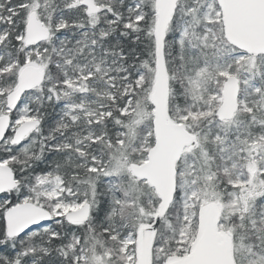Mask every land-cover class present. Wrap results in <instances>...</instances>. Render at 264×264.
Here are the masks:
<instances>
[{"label": "snow or ice", "instance_id": "snow-or-ice-1", "mask_svg": "<svg viewBox=\"0 0 264 264\" xmlns=\"http://www.w3.org/2000/svg\"><path fill=\"white\" fill-rule=\"evenodd\" d=\"M34 7L33 0H0V70L10 65L23 68L29 58V53L33 51L31 45L26 44L25 29L29 9ZM71 8V5H69ZM179 10V5L177 6ZM196 12L195 2L188 5L185 12ZM128 15L114 14L111 21L120 23V35L127 40L131 37L132 52L141 45V35L148 41L143 45L148 49L144 57L134 55L133 60L139 65L132 64L135 74L127 71L129 55L123 47L111 50L113 55L118 52L119 57L116 63L125 62V78L135 87L141 80H144L145 95L143 103L139 100L133 103L132 97L125 99V104L120 106L116 119L113 121L116 132L109 133V144L115 147V152L107 160L97 153H90V159L85 162L84 153L78 157L83 170L88 174L82 180L74 182L72 187L64 183L57 171L56 178L61 182L62 195L53 200L49 207H45L42 201L48 196L44 192L42 196H35L34 193L40 187L50 183L53 176L51 169L33 171L29 176L22 177L24 183L16 189L7 191V195L0 190V264H81L82 247L85 237L81 233L92 228L94 221H99L100 231L107 234L117 235L121 242L128 239H135L136 229L149 226L153 231L160 232L167 227V218L176 215L178 219H183L184 209L189 206L193 198L200 195L205 184L203 173L209 167L200 164L197 167L196 161L201 154L215 160L216 156L208 149V145L216 143V151L220 158L231 164L233 168L237 165L232 158L233 151L241 154V159L256 160L264 159V152L256 154L252 145L260 142L264 145V132L253 133V126L261 127L257 124V113L264 115V63H251L239 65L240 56L243 52H237L227 44L217 45L209 42L201 45L199 52L192 57L190 64H176L175 71L169 68L166 44L173 39V35L165 33L159 37L155 25V9L151 3L143 4L141 0H134L127 9ZM182 15V14H181ZM177 14H173V19L169 24V31L176 28L174 34L178 41L177 54L180 56L179 47L184 43V37L188 34L193 18L182 16L181 22L177 23ZM61 34H63L61 32ZM104 39H109L108 34H104ZM183 58V57H181ZM163 63L168 70L169 94L167 119L177 133L182 137V147L185 153L176 160L174 174L172 176V189L169 195L159 182V179L151 174L152 167L159 164V144L157 143V127L159 121L160 108L154 99H149L151 94V82L146 80V76H151L155 80L158 75V66ZM179 74V75H177ZM226 77H234L242 84V89L237 93V103L247 110L250 115L248 120L241 127L240 121L233 118L225 120L218 118L215 110L216 102L209 104L207 96L221 95L220 88L210 86L211 82L217 85L226 83ZM182 82L181 91L184 93V103H174L176 89L174 81ZM135 83H132V82ZM16 76L0 75V88H7L14 85ZM33 92L34 90H26ZM207 93V95H205ZM38 95V93H36ZM8 93L0 98L7 101ZM53 93L49 90L46 99L51 102ZM58 102V98H57ZM11 109L9 113V127L6 132L15 133L13 124L18 121L25 112L29 113L36 125L43 123L42 118L36 110L30 106H24L23 99L17 100L15 107L9 103L0 105V114ZM134 112L135 116L123 115L126 111ZM199 114L200 118H197ZM73 116L72 120L75 121ZM108 120H113V114H108ZM144 121V122H142ZM97 125L107 133V123ZM207 126V132L202 131ZM212 125H216V131H212ZM233 127L237 128L235 140L229 142L228 135ZM247 129L245 132L244 129ZM39 131L40 129L34 128ZM103 135V133H101ZM28 132L20 140H12L13 146L19 144V150L28 151L31 144L40 145L34 155L38 162L34 168H39L40 162L50 159L45 155V149L59 154L57 145L43 143L42 140L33 138L30 143H25ZM115 137V139H113ZM3 139L7 140L6 135ZM239 142V147L237 146ZM70 147V145L66 146ZM0 150L11 151L6 145L0 143ZM79 152V149L77 150ZM70 159V157H67ZM261 174L259 180H264V165H258ZM59 170L60 163L55 165ZM27 171V169H24ZM211 175V173H208ZM72 176H80V172H72ZM107 177L108 182L101 189V177ZM234 179L247 182V175L241 169ZM257 186L250 188L244 199L249 202L251 212L257 217L264 218V185L259 181L254 182ZM228 192L232 191L229 181L223 182ZM36 198L41 203L39 207L46 215L43 219H36L32 222H24L16 228L9 226L6 213L7 206L27 202ZM254 202V203H253ZM65 206H79L84 209L85 219L81 222L73 221L71 217L62 214L61 209ZM178 211L173 213L172 209ZM162 209L164 217H160L158 212ZM100 214H103L101 220ZM237 220L242 217H236ZM245 225L248 219L243 218ZM253 224L259 227L260 219H254ZM55 223L63 228L68 225L71 231L61 232L52 228ZM121 229H124L122 232ZM43 233V235H42ZM72 241L77 242L74 247ZM68 249H73V255H68ZM134 252V249H130ZM166 257H157L154 252L153 264H164ZM240 264H264V250L256 246H246L240 257Z\"/></svg>", "mask_w": 264, "mask_h": 264}, {"label": "trees", "instance_id": "trees-1", "mask_svg": "<svg viewBox=\"0 0 264 264\" xmlns=\"http://www.w3.org/2000/svg\"><path fill=\"white\" fill-rule=\"evenodd\" d=\"M94 1L99 6V12L96 15H88L76 0H33L34 7L29 9V12L35 11L38 19L48 29L49 36L45 42L39 44L37 58L33 52L30 53V60L44 68L42 69L43 81L40 86L32 89L34 93L24 91L19 98H22L24 104L30 106L31 109L36 110L43 120V123L37 127L40 130L31 133L25 139V143H30L33 138L42 140L43 143L57 145L59 154L45 149V155L49 156L50 159L40 162L39 168H34L33 166L38 163L34 153L40 145L32 143L28 151H18L21 145L13 146L9 144L7 146L11 151L0 150V161L7 160L8 167L14 174L16 182L13 189L24 183L22 177L29 176L33 171L44 169H51L54 173L53 176H56L55 173L58 171L62 181L72 187L74 182L82 180L83 176L88 174L83 170V165L80 164L78 157L81 153L85 154L84 160L87 162L92 152L97 153L98 156H104L106 160L115 152V147L108 142V134L117 130L113 121L116 119L115 114L119 112L120 106L125 104V99L132 97L134 98L133 103H136L137 100L143 103L145 95L144 80H141L139 84H135V87L131 86L125 78V62L121 60L117 64L115 61L119 57V53L117 52L114 56L111 51L120 47L124 48V51L129 55L127 71L133 75L135 74V69L131 65H139V62L133 60L132 57L134 55L144 57L148 51L143 46L148 41L141 35V45L129 52V49L133 48L130 42L131 37L125 40L120 35L119 21L116 23L111 22L115 18L114 14L118 13L127 16V9L134 0ZM193 2H195L196 12H185L188 5L193 4ZM141 3H151L155 9L154 0H141ZM69 5H71V8H69ZM178 5L179 10L177 8ZM208 6L211 8L210 12L212 14L218 12L217 5L210 0H179L177 2L174 12L177 14V23L181 22L182 16L184 18L191 16L193 22L189 27L188 34L183 38L184 43L180 44V56L177 54L178 41L174 36L177 30L173 28L169 31L168 25L166 33L173 35V39L167 42L166 48L169 68L173 71H175L177 63L181 65L190 64L192 57L199 52L201 45L209 42H214L217 45L227 44L223 38L220 16L217 17L216 22H207L206 12ZM209 27L217 35L214 41H212L210 34L206 30ZM104 34H108L110 38L104 39ZM32 47L34 48V46ZM247 59H254V66L257 63H264V56L247 57ZM238 64L243 65L246 62L240 61ZM10 66V70H7L9 66L0 70V75L5 73L8 75L14 74L16 82L7 88H0V98L11 91L17 83L18 68L15 65ZM145 79L151 82L152 89L153 80L151 76H146ZM72 81H75L74 85L78 89L66 90L65 84ZM132 83L135 82L133 81ZM239 85L240 92L243 86L240 82ZM210 86L220 88V85L214 82H211ZM174 87L176 89L174 103L178 102L183 105L185 101L184 93L181 91L182 82L179 80L174 81ZM49 90L53 93L51 102L46 99V94ZM209 96L211 95L207 96V101ZM3 104H5L4 100L0 99V105ZM109 113L113 114L112 121L108 120ZM123 115L135 116L136 114L128 111ZM249 115L250 113L247 110L238 108L233 118L240 121L241 127H243ZM73 116L76 117L75 121L72 120ZM96 121H99L100 125L107 123V133L104 132L102 127L97 125ZM256 123L264 125V115L257 113ZM207 130L205 125L202 131L207 132ZM244 130L245 132L247 131L246 128ZM212 131H216V125H212ZM251 131L253 133L264 132V126H253ZM236 132L237 128L233 127L228 135L229 142L235 140ZM7 136L10 138L11 132ZM68 145L70 147H66ZM237 146L239 147V142H237ZM216 147V143L208 145V149L216 156L215 160H211L201 154L199 160L196 161L197 167L200 164H205L209 167L203 173L202 182L205 187L202 189L201 194L198 195V204L194 208L195 216L193 219L192 237L196 231L195 224L198 206L205 202L220 203L224 208L219 221L223 225V229L232 234L234 264H240V257L246 246H256L264 250V218L257 217L256 213L260 211L259 208L256 209V213L251 212L249 202L244 199L250 187L255 188L257 186L254 183L255 181H259L260 185H264V181L259 180V177H257L253 179L249 188L246 187L244 191H240L238 187L232 185L231 180L238 169H243L248 177L247 167L250 162H254L256 171L259 173L260 167L258 165H264V159H241V154L238 151H233L232 158L237 165L236 168H233L230 163L220 158ZM257 147L259 146L257 145ZM78 149L79 152L77 151ZM258 153L261 152L258 151ZM67 157H70V159ZM57 163H60L59 170L55 168ZM24 169H27V171H24ZM74 171L80 172L81 175L72 176L71 173ZM209 172L211 175L208 174ZM224 181L231 183V192H228L224 187ZM107 182L108 178L102 176V190ZM233 196L237 197L239 208L229 214L226 211V204ZM29 201L36 206L41 203L36 198ZM42 203L50 209L51 202L42 201ZM10 206L12 205H8L7 208ZM172 211L176 213L178 209L173 208ZM100 216L102 220L103 214H100ZM236 217H242V219L237 220ZM244 217L248 219L247 225L244 223ZM254 219L261 220L259 227L253 224L252 221ZM166 223L167 227L164 230L155 233L151 248V264H153L154 252L157 257H166L165 261L171 256L181 257L189 252L190 246L187 247L186 251H183L179 249L178 243L179 235L186 224L185 215L183 219H178L176 215H172L167 218ZM52 228L61 232L71 231L68 225L61 228L53 223ZM123 230L121 229L120 231L122 232ZM81 235L85 237L83 245L80 246L83 249L82 255L86 258V261H81V264H127L125 255L121 251V240L118 238V234H107L106 236L100 231L99 221H94L92 228L81 233ZM72 243L74 247L77 246L76 241H72ZM67 251L69 256L73 255V249H68ZM37 264H39V261ZM132 264H134V259Z\"/></svg>", "mask_w": 264, "mask_h": 264}, {"label": "water", "instance_id": "water-1", "mask_svg": "<svg viewBox=\"0 0 264 264\" xmlns=\"http://www.w3.org/2000/svg\"><path fill=\"white\" fill-rule=\"evenodd\" d=\"M179 0H154L155 25L159 37L166 33ZM219 10L222 24L223 37L227 44L245 53L248 56H264V0H211ZM80 5L88 15H96L99 6L94 0H80ZM25 43L38 46L46 41L48 30L38 19L35 11L28 14L25 29ZM226 83L221 88V103L216 112L217 117L231 120L238 110L237 93L239 81L234 77H227ZM43 81V71L33 65H25L17 73V84L8 93L5 103L13 107L20 95L29 89L36 88ZM168 74L167 69L161 63L158 66V75L153 80L152 91L149 99H154L160 108L157 127V143L159 144V164L152 167L151 174L159 179L161 187L169 193L172 189V176L175 163L180 159L184 147L182 137L177 133L171 122L167 119L168 107ZM11 109L6 111L9 112ZM38 125L34 120L25 121L15 128L12 140H20L25 132L28 135L35 131ZM9 127L7 114L0 115V143L4 141L6 129ZM12 144V143H11ZM13 145V144H12ZM18 145V144H17ZM15 177L7 165H0V190L7 193L15 186ZM222 206L209 202L198 207L197 227L190 251L183 257H169L164 264H234L232 257V235L228 231L219 228V216ZM162 209L158 212L164 216ZM46 213L32 203L25 202L11 206L7 209L6 217L11 228H16L24 222H32L43 219ZM65 216L73 221L81 222L85 219L84 209L78 208ZM156 231L149 226L140 227L137 231L135 264H151V248Z\"/></svg>", "mask_w": 264, "mask_h": 264}, {"label": "rangeland", "instance_id": "rangeland-1", "mask_svg": "<svg viewBox=\"0 0 264 264\" xmlns=\"http://www.w3.org/2000/svg\"><path fill=\"white\" fill-rule=\"evenodd\" d=\"M77 3L80 2V0H76ZM211 8L208 6V10L206 12V17H207V22H216L217 21V17L219 16V12H215V13H211L210 12ZM207 32L210 34V37L212 39V41H214L216 39V33L213 31V29L211 27L206 28ZM38 46H35L33 49L34 55H36L37 58V54H38ZM236 50V49H235ZM237 52H240L239 50H236ZM30 52V53H31ZM30 53H29V58L27 60V62L25 63V65H33V66H37L39 67L41 70L44 69L41 65L37 64L36 62H33L30 60ZM248 56L243 55L240 56L239 61H245L246 64L251 63L254 66V59H247ZM24 65V66H25ZM11 66L8 67L7 70H10ZM20 70V68H18V71ZM227 78V77H226ZM225 78V79H226ZM75 81L72 82H67L65 84V89H78V87L76 85H74ZM221 87L222 85H220V92H221ZM213 101L216 102L215 105V110H217L218 106L221 103V95L219 97L216 96H209L208 99V103L212 104ZM24 106H27L26 104H24ZM239 108L241 110H245L242 107L239 106ZM77 111L78 109L75 108ZM11 112V111H10ZM128 110L125 111V113H127ZM6 113L5 111L3 112V114ZM102 114V113H101ZM1 115V114H0ZM86 115V114H85ZM199 117V114H197V118ZM29 120H34L33 117L25 112V114L23 116H21V118L16 121L15 124L12 125V127L15 129L18 125L22 124L25 121H29ZM2 144H6L9 145L10 144V138L8 140H5ZM257 145L259 147H257ZM252 147H257V148H253V151L256 154H259L258 151L260 152H264V145H262L261 143L258 144V142H255ZM0 165H7V160H1L0 161ZM249 166L247 167V172H248V177H247V182H242L240 179H234V177L237 175V173L240 171V169H238V171L235 173V176L233 177V179L231 180V183L234 187H238L240 189V191H244V188L248 187L251 185L253 179L259 177V175L261 174V172L258 173V171H256V168L254 166V162H250L248 164ZM264 181V180H263ZM260 183V182H259ZM251 188V187H250ZM61 189V182L57 180L56 176H51L50 177V183L47 186H43L40 187L36 190V192L34 193L35 196H42L44 194V192H48V196L43 200L44 202L48 201V202H52L53 200H55L56 198H58L62 191L58 190ZM246 190V189H245ZM27 202H30L29 200ZM25 203V202H22ZM198 204V196L193 198V201L189 204L188 207L185 208L184 211V215H185V220H186V224L184 229H182L181 233H180V238H179V249L186 251L187 247L191 245L194 236L192 237V232H193V219L195 216L194 213V208L197 206ZM218 204V203H217ZM220 204V203H219ZM79 206H65L61 209V212L63 215L68 214L71 211H74L76 209H78ZM223 206L221 209V212L223 210ZM239 208V204L237 203V197L233 196L229 202L226 204V211L230 214L235 212L237 209ZM220 212V215H221ZM196 221H197V217H196ZM196 225L195 224V229H196ZM220 228L221 230L223 229V225L220 224ZM139 228H137L138 231ZM192 229V231H191ZM224 230V229H223ZM137 231H136V237L135 239H128L125 240L123 242L120 241V245H121V251L123 252V254L125 255V260L127 261V264H132V260L135 258V254H136V238H137ZM134 246V248H133ZM130 249H134V252H130ZM81 261H86V258L84 257V255H81ZM94 261V260H93ZM97 262V261H95Z\"/></svg>", "mask_w": 264, "mask_h": 264}]
</instances>
